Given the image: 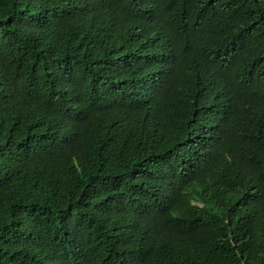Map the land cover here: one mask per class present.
<instances>
[{
    "label": "trees",
    "instance_id": "1",
    "mask_svg": "<svg viewBox=\"0 0 264 264\" xmlns=\"http://www.w3.org/2000/svg\"><path fill=\"white\" fill-rule=\"evenodd\" d=\"M0 264H264V0H0Z\"/></svg>",
    "mask_w": 264,
    "mask_h": 264
}]
</instances>
